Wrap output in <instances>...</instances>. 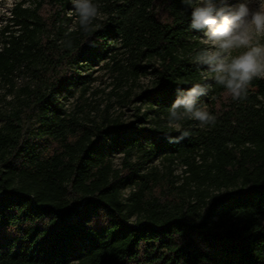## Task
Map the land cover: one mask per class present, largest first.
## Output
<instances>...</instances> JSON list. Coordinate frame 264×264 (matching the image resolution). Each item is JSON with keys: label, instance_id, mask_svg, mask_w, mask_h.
Masks as SVG:
<instances>
[{"label": "trees", "instance_id": "1", "mask_svg": "<svg viewBox=\"0 0 264 264\" xmlns=\"http://www.w3.org/2000/svg\"><path fill=\"white\" fill-rule=\"evenodd\" d=\"M92 2L87 31L72 0H23L1 32L0 264H264V79L241 100L209 81L182 0ZM100 65L119 84L152 78L118 95L146 104L135 121L82 120ZM195 84L216 122L178 131L169 109ZM80 86L70 113L62 94Z\"/></svg>", "mask_w": 264, "mask_h": 264}, {"label": "clouds", "instance_id": "2", "mask_svg": "<svg viewBox=\"0 0 264 264\" xmlns=\"http://www.w3.org/2000/svg\"><path fill=\"white\" fill-rule=\"evenodd\" d=\"M191 8V24L194 30L204 34V47L196 56V62L207 65L216 85L222 86L233 100L246 99L248 88L254 79H264V0H258V8L252 10V0H182ZM79 24L86 31L98 16V7L92 0H72ZM72 15V12H69ZM209 85L195 84L185 90L177 88L176 98L169 109V124L180 130L184 119L212 125L216 116L206 107L198 106L200 96L208 94ZM188 131L168 137L169 143H179L189 137Z\"/></svg>", "mask_w": 264, "mask_h": 264}, {"label": "rangeland", "instance_id": "3", "mask_svg": "<svg viewBox=\"0 0 264 264\" xmlns=\"http://www.w3.org/2000/svg\"><path fill=\"white\" fill-rule=\"evenodd\" d=\"M21 1L23 0H0V35L6 27L9 18H11V10ZM229 2L236 4L240 2V0H229ZM25 6L28 7L29 5L26 4ZM249 6L252 10H256L258 8V0H252ZM203 41L204 34L202 32L199 42L204 47ZM203 74L209 81L213 79V74L210 73L207 68L204 69ZM93 78L94 80L84 96V99L87 101L85 113L81 114L84 122L90 123L91 121H96L101 124L106 122L107 119L119 118L124 122L131 123L136 120L135 115L138 114V111L135 109L139 108L140 114L144 113L147 109L144 102L137 101L133 104L124 102L118 95H123L124 91L128 90L132 93L131 98H134L136 94H139L151 85L152 78L150 76L143 74L137 81L119 84L116 75L100 65L96 67ZM82 91V86L72 87L70 91H66L62 94V102L68 112L73 113L77 110V105L84 103L83 99L81 100ZM227 97L228 96L225 95L224 100ZM11 100L12 96L9 95L8 90L0 86V126L3 124V113ZM159 159L155 161V165L159 163ZM113 161L115 167L120 168L122 156L119 154L114 155ZM181 172V168L177 167L175 174L179 175ZM128 192L129 189L125 191V195H127Z\"/></svg>", "mask_w": 264, "mask_h": 264}]
</instances>
